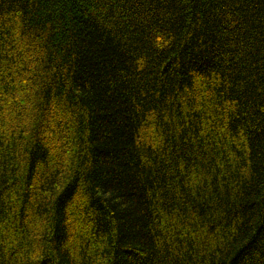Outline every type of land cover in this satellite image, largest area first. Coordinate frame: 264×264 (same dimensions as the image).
<instances>
[{
    "label": "trees",
    "instance_id": "trees-1",
    "mask_svg": "<svg viewBox=\"0 0 264 264\" xmlns=\"http://www.w3.org/2000/svg\"><path fill=\"white\" fill-rule=\"evenodd\" d=\"M0 264H264V0H0Z\"/></svg>",
    "mask_w": 264,
    "mask_h": 264
}]
</instances>
